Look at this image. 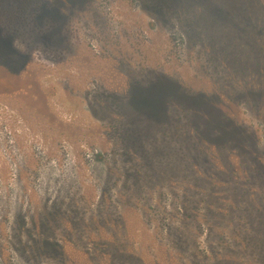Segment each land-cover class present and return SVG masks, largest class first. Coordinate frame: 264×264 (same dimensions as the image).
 <instances>
[{
	"label": "rangeland",
	"instance_id": "obj_1",
	"mask_svg": "<svg viewBox=\"0 0 264 264\" xmlns=\"http://www.w3.org/2000/svg\"><path fill=\"white\" fill-rule=\"evenodd\" d=\"M257 2L0 0V264H132L111 239L138 264H264ZM128 86L165 104L130 117ZM51 203L87 228L30 257L15 221L37 236Z\"/></svg>",
	"mask_w": 264,
	"mask_h": 264
},
{
	"label": "trees",
	"instance_id": "obj_2",
	"mask_svg": "<svg viewBox=\"0 0 264 264\" xmlns=\"http://www.w3.org/2000/svg\"><path fill=\"white\" fill-rule=\"evenodd\" d=\"M215 3H219L220 6L226 5L227 3L231 4L235 0H212ZM243 6H238L239 11L244 9V12H248L250 7H255V3H258L257 0H239ZM247 2H251L247 5ZM247 5V6H246ZM231 6V5H230ZM256 14L259 13V10L254 9ZM226 32V31H225ZM147 87V86H146ZM146 87L141 88H131L128 86L125 89L124 94L127 95V100L122 102V104L131 112L129 113L130 117L139 116L144 112L146 109H152L156 105L163 106L165 103L164 101L160 102V99L151 92L152 90H148ZM143 90V91H142ZM145 90V91H144ZM168 93V92H167ZM166 93V94H167ZM163 103V104H162ZM149 106V107H148ZM159 109V107H158ZM158 109H153V111H159ZM53 205V206H52ZM78 212L69 209H63L61 206H56L55 204L51 203L50 207L47 208L46 220L49 221L48 224L42 223L40 224L39 231L37 236H33V229L31 230L30 227L27 226L26 222L22 219H17L15 221L13 227V236L15 241L20 247L21 250H28L29 255L34 258H53L55 256L56 250L63 249L61 245V239L57 238V234L55 232L60 231L61 222L64 221L67 227V233H65V237L68 238L69 236H75L77 240H82L83 232H79L80 228H87V225L82 227L83 221H79L78 219ZM77 214V215H76ZM77 218V219H76ZM61 222L59 223V221ZM113 221V220H112ZM34 238V239H33ZM66 241V240H64ZM106 249L108 257L113 260V258L126 261L132 264H138L141 262V257L133 252H130L129 256L126 254V248H123L122 245L117 244L113 239L103 245ZM43 256V257H41ZM141 258V259H139ZM173 262L172 259L169 260V264Z\"/></svg>",
	"mask_w": 264,
	"mask_h": 264
}]
</instances>
